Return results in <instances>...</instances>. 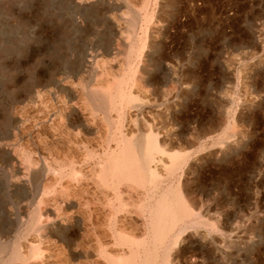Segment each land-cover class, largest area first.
<instances>
[{"label": "rangeland", "instance_id": "1", "mask_svg": "<svg viewBox=\"0 0 264 264\" xmlns=\"http://www.w3.org/2000/svg\"><path fill=\"white\" fill-rule=\"evenodd\" d=\"M150 136L157 181L105 183L110 156ZM177 190L192 222L156 248ZM9 262L264 264V0H0Z\"/></svg>", "mask_w": 264, "mask_h": 264}, {"label": "bare ground", "instance_id": "2", "mask_svg": "<svg viewBox=\"0 0 264 264\" xmlns=\"http://www.w3.org/2000/svg\"><path fill=\"white\" fill-rule=\"evenodd\" d=\"M132 69V68H131ZM63 85V84H62ZM63 88V87H62ZM113 89V88H112ZM52 90V89H51ZM50 90V91H51ZM111 93V92H110ZM52 94V93H51ZM90 94V93H89ZM41 95V94H40ZM93 95V93H92ZM113 95V94H112ZM47 96V95H46ZM131 96V95H130ZM43 97V96H42ZM45 97V94H44ZM43 97V98H44ZM125 97V96H124ZM41 98V97H40ZM41 98V99H43ZM51 98V97H50ZM40 99V100H41ZM49 99V98H48ZM95 100V98H93ZM115 97L113 98L112 96L109 95H104L101 97L100 101L102 102V105L104 106L105 110L109 111V106L111 104H113L115 102ZM124 99V98H123ZM50 100V99H49ZM93 100V101H94ZM45 101V100H43ZM47 101V100H46ZM53 101V100H52ZM92 102V101H91ZM43 102H41L42 104ZM46 103V102H45ZM49 103V102H48ZM93 103V102H92ZM95 104V102H94ZM117 104V103H116ZM47 105V104H46ZM45 105V106H46ZM49 105H52V103H50ZM43 106V105H41ZM115 106V105H114ZM51 107V106H50ZM49 108V107H48ZM47 108V109H48ZM51 109V108H50ZM97 109V108H96ZM111 110V109H110ZM51 111V110H50ZM55 111V110H54ZM59 111V110H58ZM61 111V110H60ZM112 112V111H111ZM48 113V112H47ZM52 114V113H51ZM111 114V113H110ZM106 115V114H105ZM108 116V115H106ZM45 119V118H44ZM50 119V118H49ZM108 119V118H107ZM109 120V119H108ZM58 121V120H57ZM73 122V121H72ZM113 122V121H112ZM73 124V123H72ZM110 124V123H109ZM52 125V124H51ZM113 129V128H112ZM57 130V129H56ZM70 130V129H68ZM114 130V129H113ZM112 130V131H113ZM67 132V131H65ZM69 132V131H68ZM53 134V133H52ZM62 134V132L60 133V135ZM66 134V133H64ZM55 135V134H54ZM109 135V134H108ZM112 136V135H111ZM110 136V137H111ZM54 137V136H53ZM117 137V136H116ZM59 139V137H58ZM62 139V137L60 138ZM71 139V138H70ZM63 140V139H62ZM61 140V142H62ZM110 140V139H109ZM159 140V139H158ZM129 141V140H128ZM58 142V141H57ZM131 141H129L130 143ZM65 143V142H64ZM67 143V142H66ZM72 143V142H71ZM63 144V143H62ZM80 144V143H79ZM120 147V146H119ZM110 149V148H109ZM75 150V149H74ZM112 150V149H111ZM160 150V146L158 144L157 139L153 138L152 136L143 139L141 141H139V143H137L136 141H134V144H127L126 142V146L120 151V155H116L113 154L112 156H110L111 158L107 161V163H105V166L101 172V177L103 178V181L105 183H107V180H109L108 178H112V184H114L115 180L123 177L126 178L128 180H134L132 182H138V183H144L146 181L149 180H155L157 178L155 172L152 170L151 168V164H153L156 159H155V154L159 153ZM109 153V152H108ZM107 153V154H108ZM115 153V151H114ZM66 157V156H65ZM85 157V156H84ZM83 157V158H84ZM76 158V157H73ZM87 158V157H86ZM89 158V157H88ZM109 158V157H108ZM78 159V158H77ZM81 160V158H79ZM78 159V160H79ZM162 159V158H161ZM75 160V159H74ZM85 160V159H83ZM82 160V161H83ZM88 161V159H86ZM155 160V161H154ZM65 161V160H63ZM154 161V162H153ZM159 161V160H158ZM157 161V162H158ZM184 161V160H183ZM182 161V162H183ZM81 161H79L80 163ZM103 162V161H102ZM105 162V161H104ZM161 162V161H159ZM68 163V162H67ZM66 163V164H67ZM178 163V162H177ZM176 162H174L172 164L171 169H173L176 165ZM74 161L70 162L69 167L72 169L73 165H74ZM81 164V163H80ZM82 165V164H81ZM162 165V164H161ZM79 166V165H78ZM76 167V166H74ZM82 167V166H81ZM80 167V168H81ZM79 169V168H78ZM77 169V170H78ZM178 169V168H177ZM55 170V169H54ZM69 170V169H68ZM67 171V170H66ZM63 172V171H62ZM77 172V171H76ZM157 172V171H156ZM170 172V170H169ZM69 174V173H67ZM66 174V175H67ZM60 175V173H59ZM64 175V174H63ZM72 175V173L70 174ZM59 177V176H58ZM57 177V178H58ZM65 177V176H64ZM63 177V178H64ZM70 177V176H69ZM88 177V176H87ZM161 177V176H160ZM62 178V177H61ZM68 178V177H67ZM59 179V178H58ZM65 179V178H64ZM62 181V180H61ZM102 181V182H103ZM125 181V180H124ZM157 181V179H156ZM103 182V183H104ZM131 183V181H129ZM149 182V181H148ZM146 182V183H148ZM104 183V184H105ZM118 183V182H117ZM158 183V182H156ZM123 184V183H122ZM118 185V184H117ZM144 185V184H143ZM108 186V185H106ZM121 186V185H120ZM144 187V186H143ZM56 188V187H55ZM117 188V187H116ZM119 190V189H118ZM181 190V187H180ZM180 190H177L176 194H175V202H169L167 199L162 198L161 200H159V205L157 210H155L154 216L156 217V222L153 226V243L154 246H162V245H167L165 244L167 242L168 239H170V234L173 231L174 228H176V226L178 225V223H180L182 220L184 219H189L190 221L192 219L191 218V211H190V207L188 205V203L186 202L182 192ZM175 193V192H174ZM63 198V197H62ZM57 203V201H56ZM116 204V203H115ZM71 207V205H70ZM157 207V206H156ZM118 211V210H117ZM154 212V211H153ZM39 214V212H38ZM117 214V213H116ZM40 216V215H39ZM37 219L40 218L38 216H36ZM152 217V216H151ZM59 218V217H58ZM76 218V217H75ZM79 218V217H77ZM193 218V217H192ZM35 219V218H33ZM36 219V220H37ZM117 219V218H116ZM188 219L186 221H188ZM35 221V220H34ZM152 221V220H151ZM154 221V219H153ZM195 221V220H194ZM37 222L39 223V219L38 221H35V225H37ZM183 222V221H182ZM192 222V221H191ZM154 223V222H153ZM184 223V222H183ZM186 223V222H185ZM198 223V222H197ZM33 224V222H32ZM31 224V225H32ZM199 224V223H198ZM203 224V223H202ZM29 225V227L31 226ZM201 225V224H199ZM32 227V226H31ZM36 227V226H35ZM34 227V229H35ZM42 227H45L42 226ZM171 227V228H170ZM39 228V227H38ZM31 229V228H30ZM29 229V230H30ZM33 228L31 230H34ZM37 229V228H36ZM61 229V228H59ZM66 229V228H65ZM64 230V229H63ZM28 231V230H27ZM35 231V230H34ZM37 231V230H36ZM39 231V230H38ZM172 235V234H171ZM151 237V235L149 236ZM151 239V238H150ZM145 240V239H143ZM149 240V238H148ZM34 241V240H33ZM174 241V240H173ZM143 242V241H142ZM148 242V241H147ZM151 242V241H150ZM30 243V242H29ZM145 243V241H144ZM170 243V242H168ZM143 245V243H142ZM148 245V244H147ZM143 248V246H142ZM146 249V248H145ZM18 256H20L18 254ZM17 256V257H18ZM133 257V256H132ZM18 258H16L17 260ZM135 259V258H131V261ZM12 260V259H11ZM23 260V259H22ZM134 261V260H133ZM134 263V262H133ZM10 264V262L8 263ZM132 264V263H131ZM149 264V263H148ZM151 264V263H150Z\"/></svg>", "mask_w": 264, "mask_h": 264}]
</instances>
